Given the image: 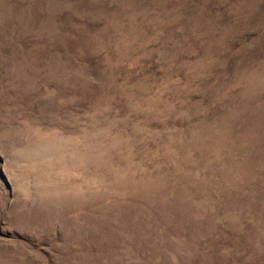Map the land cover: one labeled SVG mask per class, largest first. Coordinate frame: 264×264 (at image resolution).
<instances>
[{"label": "rangeland", "instance_id": "1", "mask_svg": "<svg viewBox=\"0 0 264 264\" xmlns=\"http://www.w3.org/2000/svg\"><path fill=\"white\" fill-rule=\"evenodd\" d=\"M0 264H264V0H0Z\"/></svg>", "mask_w": 264, "mask_h": 264}]
</instances>
